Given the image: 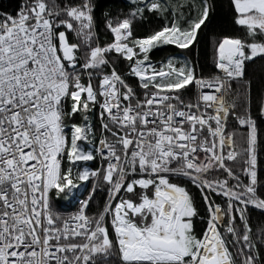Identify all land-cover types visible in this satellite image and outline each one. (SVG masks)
Masks as SVG:
<instances>
[{"label": "snow or ice", "instance_id": "6c2138e0", "mask_svg": "<svg viewBox=\"0 0 264 264\" xmlns=\"http://www.w3.org/2000/svg\"><path fill=\"white\" fill-rule=\"evenodd\" d=\"M232 4L235 23L250 39H219L215 66L222 75L210 78L197 77L187 61L171 57L157 67L149 57L162 45H193L209 19L208 0L192 5L197 14L187 17L175 6L170 23L143 37L134 35L133 22L145 10L164 15L169 6L140 0L125 18L106 21L113 40L104 45L94 43L92 0L63 6L24 0L15 15L0 14V264H260L247 211L249 205L264 210L257 192L264 137L250 109L237 114L225 94L245 77L246 62L264 60V0ZM110 53L139 78L142 98L114 67L105 72ZM245 83L250 100L251 82ZM192 84L214 91L185 104L182 90ZM97 105L101 119L115 126L102 124L116 143L102 138L103 148L94 152L82 143L89 139L88 123L71 121L79 114L87 122ZM230 113L245 128L242 150L237 133L225 131ZM95 153L106 164L108 202L90 217V193L71 219L60 221L50 194L73 198L80 182L99 179L101 169L79 164L95 160ZM220 171L223 178L214 175ZM185 178L206 205L201 236L193 229L195 201L177 182ZM212 194L227 198L223 208ZM259 239L264 242V228Z\"/></svg>", "mask_w": 264, "mask_h": 264}, {"label": "trees", "instance_id": "16d2710c", "mask_svg": "<svg viewBox=\"0 0 264 264\" xmlns=\"http://www.w3.org/2000/svg\"><path fill=\"white\" fill-rule=\"evenodd\" d=\"M65 2L66 0H56V3L61 6H63ZM73 2L79 3V0H73ZM208 2L212 6L209 19L206 21V26H202V30L198 33L197 41L188 49H179L176 45H162L154 48L149 53L151 61L160 64L171 56L182 54L191 62L197 77L210 78L218 74V69L215 66V48L217 41L224 36L242 39L250 38L247 37L245 29L235 23V12L232 0H208ZM23 3L24 0H0V14L8 13L15 15ZM92 3L94 5L93 17L95 33L96 36L99 37L98 41H94V43L98 42L101 45L113 40L112 34L106 27V21L112 19L113 22H115L117 18L123 19L139 6L132 0H92ZM169 13H171V15H169ZM165 16L168 17L167 21ZM172 16L171 10L164 15L151 13L145 10L143 18H137L133 22V33L135 36L140 37L148 35L153 31L159 30L166 22L170 23ZM109 60L110 62L114 61V63H112L113 66H115L121 74L125 75L128 64L123 59L118 58L117 54L110 53ZM107 71L106 68L105 72ZM125 78L132 86H138L139 82L137 79L129 76H125ZM246 81L251 82L250 100L249 93L247 92V85L245 83ZM93 83L96 84V80H93ZM197 97V91L193 84L188 85L185 90H182L181 99L184 103H193L197 100ZM227 98L230 103L235 101L237 106L235 111L237 114H243L245 108L250 109L252 118L256 120L258 131L260 135L264 137V116L260 113L261 104L264 103V60L255 58L254 62H246L245 77L241 80L232 82V88L227 92ZM71 122L80 124L82 118L77 114ZM226 131L237 133V148L242 150L244 138L240 134L244 133L245 128L244 126H240L232 115L228 117ZM228 163L229 166H231V163ZM234 170L240 175V180L243 183H248V178L242 173L240 165H236ZM214 175H216L217 178H223L225 173L220 171ZM257 178L258 195L264 198V150L258 153ZM177 182L181 186L186 187L195 201L199 215L192 218L193 229L198 236H201L207 227L208 214L200 190L195 185L188 182L186 178ZM230 183L234 184L235 181L230 180ZM108 188L109 185L100 177L87 210V214L90 217L98 215L108 202ZM50 195L53 212L59 216L60 221L65 220L80 208L75 204L64 205L61 199H56L54 194ZM211 199L223 208L227 198L222 195L218 196L212 194ZM247 215L249 217V224L255 234L257 248L261 252L260 264H264V242H261L259 239L260 230L264 228V210L249 205ZM225 219L224 217L222 224Z\"/></svg>", "mask_w": 264, "mask_h": 264}, {"label": "built area", "instance_id": "2783aa9c", "mask_svg": "<svg viewBox=\"0 0 264 264\" xmlns=\"http://www.w3.org/2000/svg\"><path fill=\"white\" fill-rule=\"evenodd\" d=\"M151 62L154 65L158 66V67H159V65L162 64V63L159 64V63L153 62V61H151ZM113 67L115 68V66H113V64L110 62L109 66L107 67V70H108L107 72H110L111 71V68H113ZM115 70L122 76V78L126 81V83H128V82H127L125 76H129V77L135 78L139 82V78H137V77H135V76H133L131 74V72L129 70V67L126 70L125 75L121 74L116 68H115ZM217 75H222L219 69H218V74ZM129 85L133 88V90L136 93V95L138 97H141L142 98V93H143L144 90L139 86V84H138L137 87H134L131 84H129ZM194 87H195V85H194ZM195 89L197 91V96H198L199 92H201V91H203V92H213L214 91L213 89H202V90H200V89H197L196 87H195ZM225 102H226V104L230 103L228 101V98H227V93L225 94ZM195 103H197V100L195 102H193V104H195ZM185 104H187V103H185ZM201 105H202L201 110H203V102H201ZM209 111H211V109H209ZM99 113H100V108H99V105H97L96 107H93L91 109V111L88 113L89 120L87 122H85V121L82 120V122L80 123V124H82V123H88V125L91 128V132L89 134L88 141L87 142H82V143H83V146L85 147L86 150H93L94 152H95V149L97 147L103 148V146L99 144V140L102 139V138L103 139H106L108 142L116 143V138L112 136L111 132H109L108 130H105L102 127V124L103 123H109V127L112 128L113 131L116 130L115 129V126L112 125L111 122L108 121L106 117L104 119H101ZM230 115H231V113H230ZM185 127H187V125H185ZM65 131L68 132L69 135H70V129L69 128H66ZM225 131H226V128H225ZM226 143H227V141H226ZM95 155H96V159L95 160L89 161V162H79V164L81 165V167H87V168L93 169V170L94 169H101V176L100 177H102L103 168L106 167V164H103L102 163V160H101V157H100L99 153H95ZM76 171H77V168L74 167L73 168V175L74 176L76 174ZM99 179L94 178V177H90L88 181H82V182H80V186L78 188V191L76 192L75 197H73V198L66 197L64 200H62V203L64 205H72V204H75V205H78L80 207L81 201L84 200V199H86V198H88V196H89L90 193H91V199H92L93 194H94V190H95V187H96V184H97V182H98ZM63 196L64 195H61L60 197H56L54 195V197L56 199H60V198L62 199ZM91 199H90V201H91ZM90 201H89V204H90ZM89 204H88L87 208L85 209V214L86 215H88L87 214V210H88ZM78 211L79 210H77L75 213H77ZM74 214L70 215L66 219H71L74 216Z\"/></svg>", "mask_w": 264, "mask_h": 264}, {"label": "rangeland", "instance_id": "374dc122", "mask_svg": "<svg viewBox=\"0 0 264 264\" xmlns=\"http://www.w3.org/2000/svg\"><path fill=\"white\" fill-rule=\"evenodd\" d=\"M133 2L137 3L138 5L140 4V0H132ZM163 2H165L168 6H169V11H172V15H176L177 14V10L175 6L178 5H182L183 7L179 8V11L183 12L184 15L187 17L190 13L192 15L197 14V9L192 8V5H198L199 4V0H163ZM167 13V12H166ZM171 57H175L177 58L178 63L179 62H184L187 61V63L189 65H191V62L189 61V59L187 57H185L182 54H178V55H174ZM169 57V58H171ZM168 58V59H169ZM167 61V60H166ZM165 61V62H166ZM164 63V62H163ZM160 66V65H159ZM192 66V65H191ZM158 67V66H157ZM66 197L63 196L61 200H64Z\"/></svg>", "mask_w": 264, "mask_h": 264}, {"label": "bare ground", "instance_id": "6f19581e", "mask_svg": "<svg viewBox=\"0 0 264 264\" xmlns=\"http://www.w3.org/2000/svg\"><path fill=\"white\" fill-rule=\"evenodd\" d=\"M218 215L220 216V222L222 224V221L224 220V214H223V212H221Z\"/></svg>", "mask_w": 264, "mask_h": 264}]
</instances>
